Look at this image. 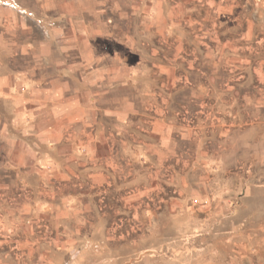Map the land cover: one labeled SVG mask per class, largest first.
<instances>
[{"label": "rangeland", "instance_id": "obj_1", "mask_svg": "<svg viewBox=\"0 0 264 264\" xmlns=\"http://www.w3.org/2000/svg\"><path fill=\"white\" fill-rule=\"evenodd\" d=\"M4 3L16 1L0 0V29L20 17ZM121 9L123 40L163 66L138 76V106L121 125L133 137L120 146L139 159L47 181L43 193L60 196L58 235L28 209L27 233L0 234V255L23 242L33 258L52 242L58 264H218L235 252L227 231L264 225V0H122ZM75 190L88 207L78 233Z\"/></svg>", "mask_w": 264, "mask_h": 264}, {"label": "crops", "instance_id": "obj_2", "mask_svg": "<svg viewBox=\"0 0 264 264\" xmlns=\"http://www.w3.org/2000/svg\"><path fill=\"white\" fill-rule=\"evenodd\" d=\"M15 1L3 5L20 17L3 19L0 29V234H26L32 209L58 235L60 196L43 193L46 182L65 172L77 182L93 171L132 169L139 158L120 142L133 133L121 125L138 106V76L161 73L163 66L145 64L136 41L123 40L122 0ZM120 153L129 160L123 163ZM33 181L38 190L28 195ZM77 192L67 197L75 233L88 216ZM227 232L224 240L235 252L223 264H264V225ZM22 243L2 249L0 264H58L52 242L36 247L33 258Z\"/></svg>", "mask_w": 264, "mask_h": 264}]
</instances>
